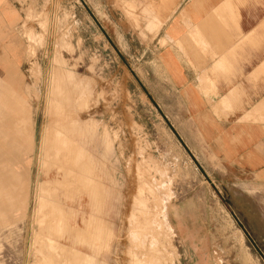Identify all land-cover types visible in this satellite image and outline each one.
<instances>
[{"label":"rangeland","instance_id":"374dc122","mask_svg":"<svg viewBox=\"0 0 264 264\" xmlns=\"http://www.w3.org/2000/svg\"><path fill=\"white\" fill-rule=\"evenodd\" d=\"M8 4L21 21L2 29L0 62L11 44L23 54L21 70L9 62L7 72L0 68L5 101L18 98L3 82L11 71L13 86L31 101L17 104L33 109L37 153L42 131L53 121L69 120L73 127L93 122L98 139L107 132L108 167L116 182H105L97 261L41 227L46 208L37 162L24 176L19 166L0 165V176L18 183L14 195L0 186V264H264V199L243 196L224 180L223 167L206 149L190 147L178 130L177 100L160 86L168 43L154 18L161 17L162 7L145 0ZM64 106L72 118L51 111Z\"/></svg>","mask_w":264,"mask_h":264},{"label":"crops","instance_id":"0c3cea01","mask_svg":"<svg viewBox=\"0 0 264 264\" xmlns=\"http://www.w3.org/2000/svg\"><path fill=\"white\" fill-rule=\"evenodd\" d=\"M146 4L162 7L161 17L154 18L162 26L161 39L168 43L162 51L160 86L177 100L180 134L192 149L209 152L223 167L227 183L259 202L264 199V0H145ZM20 21L8 0H0V36L2 29H13ZM22 54V47L11 44L0 68L7 72L9 62L21 70ZM3 82L8 85V78ZM15 96L20 98L16 103L31 102L22 92ZM19 107L12 113L0 111V165H19L24 176L26 167L37 162L42 197L43 192L47 195L43 230L99 261L105 182H116L114 169L108 167L109 134L98 139L93 122L73 127L69 120L58 125L53 121L43 129L37 153L33 109ZM51 111L57 118L73 117L65 106Z\"/></svg>","mask_w":264,"mask_h":264},{"label":"bare ground","instance_id":"6f19581e","mask_svg":"<svg viewBox=\"0 0 264 264\" xmlns=\"http://www.w3.org/2000/svg\"><path fill=\"white\" fill-rule=\"evenodd\" d=\"M35 2V1H34ZM40 16V15H39ZM188 26V25H187ZM31 36V35H30ZM34 36V35H33ZM30 38V37H29ZM31 38H33V40L35 39V37H31ZM141 39V38H140ZM55 59V58H54ZM56 60V59H55ZM56 63V62H55ZM62 72H66V71H62ZM67 73H69L68 71H67ZM8 85L13 89V90H15L16 92H22L21 91V87H14L13 86V84H14V76H13V74H12V72L11 71H9L8 72ZM66 75V74H65ZM59 76H60V74H59ZM64 76V75H63ZM67 76V75H66ZM65 76V79L68 77H66ZM60 81H61V79H60ZM204 81V80H203ZM13 83V84H12ZM8 85H6L7 86V88H9V89H11ZM17 85H20V82H17ZM207 90H208V88H207ZM203 91V90H202ZM21 96H23V95H21ZM7 94H5L4 93V88H2V94H0V111L1 110H3V111H7V112H13L14 110H18V109H20V107H19V104H17L16 102L15 103H12L10 100H8V101H5V100H7ZM72 99V98H71ZM70 99V100H71ZM75 99V98H74ZM209 106H212V105H209ZM85 119V118H84ZM21 124V123H20ZM19 125V124H18ZM8 130V129H7ZM17 130V129H16ZM10 140V139H9ZM8 141V140H7ZM2 142V141H1ZM3 143V142H2ZM14 144V143H13ZM35 144V143H34ZM33 144V145H34ZM10 145V144H9ZM70 146V145H69ZM14 147V146H13ZM64 148V147H63ZM24 150V149H23ZM27 150V149H26ZM77 152V151H76ZM22 153V152H21ZM26 153V152H25ZM14 156V155H13ZM22 156V155H21ZM64 156V155H63ZM18 157V156H17ZM20 158V157H19ZM21 159V158H20ZM21 161V160H20ZM74 161V160H73ZM70 165V164H69ZM19 166V165H18ZM9 167V166H8ZM25 168V167H24ZM27 168V167H26ZM62 168V167H61ZM63 168H64V166H63ZM7 169V168H6ZM11 169V168H10ZM14 169H16V168H14ZM13 169V170H14ZM17 170V169H16ZM47 170V169H46ZM60 170V169H59ZM8 172H9V169H8ZM15 172V171H14ZM24 173V172H23ZM31 173V172H30ZM16 174V173H15ZM51 174V173H50ZM3 175V174H2ZM0 176V186L2 185V189L4 190V191H6V194H8V195H10V194H12V195H14L13 193L14 192H17L16 190H17V184L16 185H11V183L10 182H8V178L7 177H5V176ZM58 177V176H57ZM21 178V177H20ZM22 179V178H21ZM14 180V179H13ZM18 180V179H17ZM20 181V180H19ZM51 181V180H50ZM49 181V182H50ZM61 181V180H60ZM21 182V181H20ZM20 184V183H19ZM22 184V183H21ZM22 185H24V184H22ZM68 185V184H67ZM38 186V185H37ZM47 186H48V184H47ZM66 186V185H65ZM69 186V185H68ZM68 186H67V188H68ZM20 187V186H19ZM58 187V186H57ZM59 187H60V185H59ZM70 187V186H69ZM23 188V187H22ZM40 190H41V188L40 187H38ZM61 188V187H60ZM28 189V188H27ZM57 190V189H56ZM56 190H54V191H56ZM26 192V191H25ZM46 192V191H45ZM50 192H51V190H50ZM160 192V191H159ZM18 193V192H17ZM42 193V192H41ZM20 194V193H19ZM26 194H27V192H26ZM39 194H40V192H39ZM38 194V195H39ZM49 194V193H48ZM76 194V193H75ZM43 196H47V195H45V193L43 192ZM2 197H4V195L3 196H1L0 197V201H2V200H4V199H2ZM5 197H6V195H5ZM20 197V196H19ZM44 197V198H45ZM38 198H41V197H38ZM44 198H42V199H44ZM47 198V197H46ZM66 198V197H65ZM8 201H10V200H8ZM24 201V200H23ZM22 201V202H23ZM27 201V200H26ZM41 201V200H40ZM11 202V201H10ZM9 202V203H10ZM13 203H15L14 201H12ZM43 202V201H42ZM64 202V201H63ZM75 202V201H74ZM168 202V201H167ZM166 202V203H167ZM7 203V202H6ZM45 203V202H44ZM160 203V202H159ZM8 204V203H7ZM39 204H40V202H39ZM55 204V203H54ZM21 205V204H20ZM47 205H48V203H47ZM57 205V204H56ZM10 206V205H9ZM24 206V205H23ZM21 207V206H20ZM25 207V206H24ZM52 207H53V205H52ZM15 209H17V208H15ZM52 209V208H51ZM55 209V208H54ZM53 209V210H54ZM19 209H17V211H18ZM161 210V209H160ZM74 211V210H73ZM161 211H163L164 212V214L166 215V212H167V210L165 209V211H164V207H163V209L161 210ZM25 212H26V210H25ZM78 212V211H77ZM162 212V213H163ZM16 213V212H15ZM41 213V212H40ZM64 213V212H63ZM18 214H19V212H18ZM24 214V213H23ZM26 214V213H25ZM51 214H53V213H51ZM22 215V214H21ZM45 215V214H44ZM14 216H16V214L14 215ZM24 218H25V216H23ZM155 217V216H154ZM5 218V217H4ZM17 217H15V219H16ZM23 218V219H24ZM47 219V218H46ZM58 219V218H57ZM3 220V219H2ZM1 220V221H2ZM25 220V219H24ZM151 220V219H150ZM15 221V220H14ZM40 221H41V219H40ZM39 221V222H40ZM44 221H45V219H44ZM43 221V222H44ZM52 221H53V219H52ZM55 221V220H54ZM13 222V221H12ZM24 222V221H23ZM15 223V222H14ZM13 223V224H14ZM21 223V222H20ZM38 223V222H37ZM55 223V222H54ZM53 223V224H54ZM5 224V223H4ZM8 224V223H7ZM158 224H160L159 222H158ZM11 225H12V223H11ZM18 226V225H17ZM56 225H54V227H55ZM160 226V225H159ZM5 227V226H4ZM12 227V226H11ZM10 227V228H11ZM21 227V226H20ZM42 227V226H41ZM1 228V227H0ZM10 228H8V229H10ZM14 228H15V226H14ZM19 228V227H18ZM17 228V229H18ZM60 228V227H59ZM58 228V229H59ZM160 228V227H159ZM7 229V230H8ZM55 229V228H54ZM53 229V230H54ZM15 230V229H14ZM52 230V231H53ZM6 231V230H5ZM9 231V230H8ZM20 231V230H19ZM3 232V231H2ZM2 232H0V234L2 233ZM17 232V231H16ZM15 232V233H16ZM62 232V231H61ZM74 232V231H73ZM19 233H21V232H19ZM18 234V233H17ZM1 238V237H0ZM80 243V242H79ZM44 254V253H43ZM70 257H72L71 255H70ZM68 258V257H67ZM89 258H91V257H89ZM153 260V259H152ZM151 260V261H152ZM0 261H1V259H0ZM92 261V260H91ZM98 261V260H97ZM93 262V261H92Z\"/></svg>","mask_w":264,"mask_h":264}]
</instances>
